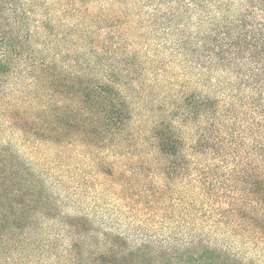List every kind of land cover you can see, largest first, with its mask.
<instances>
[{"label":"trees","instance_id":"16d2710c","mask_svg":"<svg viewBox=\"0 0 264 264\" xmlns=\"http://www.w3.org/2000/svg\"><path fill=\"white\" fill-rule=\"evenodd\" d=\"M140 1L154 4V25L157 6H168L164 19L169 24L182 13L200 12L197 40L191 37L182 50L192 57L201 87L211 89L158 102L148 129L133 122V189L137 195L148 193V200L134 207L154 218L155 210L176 193L168 212L176 221L173 234L183 227L188 231L182 217L200 216L212 231L264 250V0ZM14 3L0 0V84L22 56L34 94L28 100L35 105L5 114L23 142L44 150L45 156L24 165L8 146L1 148L0 264H43L50 252L55 264H260L229 246L192 237L190 231L179 247L174 239L171 245L140 239L122 248L121 239L90 231L88 217L60 215L41 177L43 166L57 170L56 186L70 171L115 180L120 171L113 158L131 143L132 114L119 91L121 67L126 66L117 59L122 40L115 49H91L79 73L74 51L63 50L73 46L68 41L73 29L64 32L65 42L54 58L34 55L30 34L14 27L20 24ZM208 5L214 14L204 13ZM48 27L42 28L52 38ZM141 177H159L161 183L135 187ZM48 219L60 226V248L59 239L47 241L43 234L41 225Z\"/></svg>","mask_w":264,"mask_h":264},{"label":"rangeland","instance_id":"374dc122","mask_svg":"<svg viewBox=\"0 0 264 264\" xmlns=\"http://www.w3.org/2000/svg\"><path fill=\"white\" fill-rule=\"evenodd\" d=\"M14 6L17 21L21 24L14 27L15 29L18 27L22 33L30 34L28 49L34 55L44 52L49 59L54 58L55 53L65 42L64 32L73 29L68 38L69 44L73 46H69L67 48L69 50L65 48L63 50L74 51V57L79 61V73L83 72L90 58L88 52L91 49L101 52L107 48L115 49L117 48L113 47L115 43L122 40L117 59L126 66L121 67L124 71L119 91L125 97L132 114L129 126L131 143L125 147L122 145L113 158L114 166L120 171L115 180L109 178L105 181L98 180L89 173L79 174L70 171L69 175L61 178L63 182L61 186H56L55 177L58 176L53 175L57 170L43 166L42 169L46 170L42 172L41 177L45 181L48 194H53L57 199L60 215L67 218L75 215L88 217L90 231L106 234L108 239L113 237L121 239L119 244L122 248L133 247L140 239L154 245H158L155 241L171 245L174 244L170 243L174 239L175 247H179L190 231L192 237H202L205 242L212 245L229 246L234 252L241 253L242 258H251L264 264L263 249L245 244L223 232L212 231L207 228V224L200 216L182 217L186 223L189 222L188 231L183 227L180 232L173 234L170 227H174L176 221L170 219L168 212L171 201L177 198L176 193L170 195V201L166 202L165 206L155 210L158 213L154 218L147 215L144 208L137 211L134 207L147 201L148 193L142 192L143 194L137 195V188L133 189V122H139L148 129L151 121L157 116L154 106L168 96L191 91L210 92L211 87H201L198 73L190 64L192 57L182 50L183 44L191 37L197 40L201 25L200 12L192 10L189 15L182 13L169 24L168 17L164 19L170 13L168 6H157L159 15L154 18L156 19L154 25L151 22L154 4L152 7L147 6L140 0H15ZM204 13L214 14L213 6L208 5ZM94 20L99 22H92ZM45 24L49 25L48 29H52V38L49 32L46 33L47 28H42ZM87 32L90 35H87ZM28 79L20 56L15 59L11 73L4 77L0 84V151L1 148L8 146L18 161L24 165L35 163V159L45 156V151L34 150L31 143H24L23 136L10 127L5 112L9 109L21 112L25 111L27 106L35 105L31 99L28 100L34 96L30 86L32 83ZM169 81L174 84L168 86ZM203 94L208 95V92ZM47 158L44 160L49 162L50 159ZM146 181L155 185L161 183L159 177L148 180L141 177L135 187L144 185ZM175 185L176 189L180 188L178 182ZM175 217L179 219L178 213ZM41 228L47 241L53 237L59 239L57 246L60 248L59 235L62 231L55 220H45ZM50 253L42 259L43 264H55L54 254Z\"/></svg>","mask_w":264,"mask_h":264}]
</instances>
